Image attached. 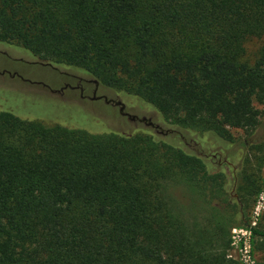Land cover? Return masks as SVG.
Here are the masks:
<instances>
[{"label":"trees","instance_id":"1","mask_svg":"<svg viewBox=\"0 0 264 264\" xmlns=\"http://www.w3.org/2000/svg\"><path fill=\"white\" fill-rule=\"evenodd\" d=\"M0 50L82 70L176 136L1 110L0 264H237L231 221L247 222L261 185L236 178L245 149L228 152L231 173L209 152L261 126L264 0H0ZM252 229L264 247V219Z\"/></svg>","mask_w":264,"mask_h":264},{"label":"rangeland","instance_id":"2","mask_svg":"<svg viewBox=\"0 0 264 264\" xmlns=\"http://www.w3.org/2000/svg\"><path fill=\"white\" fill-rule=\"evenodd\" d=\"M260 45L261 42L258 39L250 41L247 45L248 55L253 58ZM7 53V51L0 50V111L11 110L25 119L38 120L47 125L59 123L69 127L83 128L94 133L122 132L128 128L131 129V126L146 127L163 136L167 135L169 140L176 139L174 134H163L144 122L129 119L128 116L120 112L119 105L107 103L103 98L91 99L95 83L79 81L80 78L93 79L82 70L68 66H56L58 68L55 69L52 66L35 62V59L30 57L17 58ZM66 83L74 87H67L61 91ZM78 85L84 87L85 97L81 96L80 88L76 87ZM98 95H106L108 98L123 101L126 104V111L139 118L146 116L156 123L163 124L164 122V120L162 122L164 119L162 114L152 105L146 104L130 94L100 87ZM256 107L261 111V126L255 135H249L243 129L231 128V132L237 140L232 146H229V149L226 146L228 142L225 141L218 145L209 144L206 148L204 147V151L207 153L212 145L216 148L211 151L212 154L209 152L211 161L215 168L217 166L228 168L229 173L232 171L229 166L234 163L232 159L228 158V152L232 149L237 152L239 150L236 157L240 160V149H245L241 164L238 167L235 166L236 178L241 179L242 185L245 184V176L253 173L255 180L261 185L260 191L252 197L250 206L245 209L247 222L240 224L237 220L241 216H237L236 221H231L233 226L230 228L231 246L228 249V256L237 264H259L264 260L262 238L252 229V227L256 228L262 225L264 219V147L260 149L252 145L253 141L264 139V103L257 102ZM87 126H93L100 131L89 129ZM162 126L165 130L168 128L165 124ZM241 141H247V146L243 147ZM196 150L199 153L203 152L201 147ZM213 153L216 156H212ZM220 159L224 161L219 163ZM235 190V186H233L232 196L237 198L238 192Z\"/></svg>","mask_w":264,"mask_h":264},{"label":"water","instance_id":"3","mask_svg":"<svg viewBox=\"0 0 264 264\" xmlns=\"http://www.w3.org/2000/svg\"><path fill=\"white\" fill-rule=\"evenodd\" d=\"M25 61H27L26 59H24ZM35 62H37V61H35ZM38 63H40V64H43V65H49V66H52V67H54V68H56L57 69V67H55L54 65H52L51 63H42V62H38ZM5 72V71H4ZM13 76L14 75H16V74H12ZM95 82H96V84H97V86L99 85V83H98V81L97 80H94ZM72 87V86H71ZM73 88V87H72ZM101 98H103L107 103H113V104H116V105H119L120 106V112L122 113V114H124V115H128L131 119H136V118H138L140 121H148L149 122V124H152V125H155V123H154V121L151 119V118H148V117H146V116H144V117H142V118H139L137 115H134V114H130L128 111H127V113L125 112V109H126V104L123 102V101H121V100H115V99H113V98H108V96H106V95H101V96H97L96 94L91 98V99H93V100H97V99H101ZM158 127H161L160 125H158ZM161 132L163 133V132H166V133H169V132H173L174 131V129H167V130H165V129H163L162 127H161Z\"/></svg>","mask_w":264,"mask_h":264},{"label":"flooded vegetation","instance_id":"4","mask_svg":"<svg viewBox=\"0 0 264 264\" xmlns=\"http://www.w3.org/2000/svg\"><path fill=\"white\" fill-rule=\"evenodd\" d=\"M56 67V66H55ZM54 68V67H53ZM58 68V67H57ZM56 69V68H55ZM79 81H81V82H94L95 83V89H94V92H93V96L96 94L97 96H101V95H98V90H99V88H100V85H98L97 86V84H96V82L94 81V79H85V78H80V80ZM72 85L71 84H67L66 83V85L64 86V87H62L61 88V91H63L65 88H67V87H71ZM72 87H74V86H72ZM76 87H79L80 88V90H81V96L82 97H85L86 95L84 94V92H85V89H84V87L82 86V85H78V86H76ZM92 96V97H93ZM92 97H90V98H92ZM125 112L127 113V111H126V109H125ZM131 114V113H130ZM126 116H128V115H126ZM129 117V116H128ZM129 119H131L130 117H129ZM131 120H133V119H131ZM134 120H137V121H139V122H144L146 125H149V126H151V127H153V128H155L158 132H161L162 130H161V127L164 129V127L162 126L163 124L162 123H156V122H154L155 123V125H152V124H149V122L148 121H140L138 118H136V119H134ZM158 125H160L161 127H158ZM167 130V129H166ZM174 132V131H173ZM162 133V132H161ZM169 133H171V132H169ZM163 134H168V133H166V132H163ZM214 156H216V155H214ZM222 159V158H221ZM219 160V163H222L224 160ZM226 161V160H225ZM234 169L236 170V167H234Z\"/></svg>","mask_w":264,"mask_h":264}]
</instances>
